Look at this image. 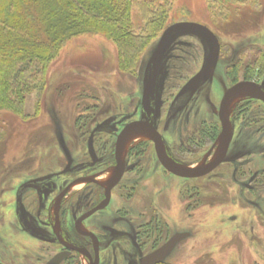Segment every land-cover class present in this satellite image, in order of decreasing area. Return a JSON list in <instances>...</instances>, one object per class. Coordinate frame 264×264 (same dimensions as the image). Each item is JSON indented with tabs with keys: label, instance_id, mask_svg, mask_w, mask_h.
<instances>
[{
	"label": "rangeland",
	"instance_id": "rangeland-1",
	"mask_svg": "<svg viewBox=\"0 0 264 264\" xmlns=\"http://www.w3.org/2000/svg\"><path fill=\"white\" fill-rule=\"evenodd\" d=\"M156 1L167 3V9L161 11L165 14L161 33L178 22L198 23L211 30L220 45L212 78L198 87L197 96L184 110L185 105H181L188 95L176 100L177 88L201 68L207 45L189 35L175 39L161 69V93L164 91L166 100L158 120L161 134L174 156H179L185 165L194 166L195 148H183L185 153L177 154L175 145L186 144L185 139L195 133L202 109L210 110L203 104L204 98L215 103L214 93L220 95L222 84L223 92L227 89L222 67L233 63L237 71L248 77L262 80L264 76V0ZM219 2H226V7ZM161 33L141 53L133 72L119 69L116 48L106 36L84 32L71 37L49 63L46 73L39 75L44 77V88L24 95L22 112L15 114L0 107V181L4 167L13 169L19 164L42 172L58 170L62 161L60 137L68 150L79 156L87 143V135L81 136L79 130L84 121L77 124L80 114L93 120L91 130L97 128L96 124L109 123L111 130L126 124L135 108L140 107L143 70ZM173 86L170 93L174 100L166 99L170 93L165 91ZM142 137L132 136L129 140L134 143L127 140L126 154L130 146L147 140ZM239 141L248 143L242 135ZM149 147L139 162L140 168L124 177L130 186L123 193L133 198L128 207L134 215L149 207L150 214L161 216V234L149 233L143 252H148L153 244L161 245L174 233L189 232L190 238L161 264H264V152L249 153L251 170L259 175L255 183L250 182V174L233 180L225 166L208 178L182 180L165 173ZM250 186L252 190L246 189ZM254 202L260 207L258 210L251 207ZM250 227L262 240L261 246L250 241ZM118 243L119 248L114 245L118 253L114 264H135L136 251L126 248L124 239ZM104 262L111 264L108 256Z\"/></svg>",
	"mask_w": 264,
	"mask_h": 264
},
{
	"label": "flooded vegetation",
	"instance_id": "flooded-vegetation-1",
	"mask_svg": "<svg viewBox=\"0 0 264 264\" xmlns=\"http://www.w3.org/2000/svg\"><path fill=\"white\" fill-rule=\"evenodd\" d=\"M235 66L228 63L221 69L223 82L228 83L226 90L239 82H250L260 86L264 92V76L262 80L254 76L246 77L245 73L237 71ZM187 81L188 79L177 88L175 95H178ZM174 87L165 92L170 93ZM222 87L223 84L220 86L219 96L214 93L215 99L217 98L215 103L209 98H204L203 104L210 110L207 112L203 108V114L198 115L200 120L195 133L185 139L186 144L175 145L177 154L185 153L183 148H195L194 166L185 165L179 156H174L170 144H167L161 134L158 120L161 119V110L166 100L163 99L164 91L160 95L159 115L154 127L162 139L165 153L173 162L187 168L208 167L199 177L183 178L168 172L159 162L154 144L145 139L146 141L130 146L127 154L124 147L123 173L113 186L110 185L117 164V141L121 131L130 123L144 121L141 99L140 107L135 108L132 118L119 129L114 127V130H111L108 128L109 123H105L96 124L97 128L91 130L93 120L82 117L83 114L78 115L77 124L79 120L84 121L79 123V130L81 136L87 135L86 146L79 151V156H75L68 150L66 141L60 137L62 161L56 171L42 172L37 168L22 167L25 164H19L13 169L4 167L0 181V264H104L107 256L110 263L114 264L118 261L116 247L119 248L118 241L122 239L127 244L126 248L136 251L138 257L135 264H141L144 257L161 248L173 236L186 234L165 257L164 262L191 234L174 233L161 245L153 244L150 250L144 253L143 250L148 246L149 233L161 234V216L159 213L150 214L149 207L134 215L131 207H128L133 198L123 194L130 186L126 184L128 180L124 177L140 168L139 162L151 145L159 166L165 173L178 179L208 178L220 167L225 166L231 171L233 180L247 174H250L249 178L252 179L250 182L259 180L258 172H252L248 158L252 150L264 152V103L261 100L244 98L229 106L228 123L231 137L223 157L214 162L219 152L222 131L219 111L226 92H223ZM198 91L199 89L191 96L186 93L176 98L178 100L188 95L186 103L181 105H185L182 110L190 106ZM169 98L174 100L172 93L166 99ZM170 106H173V103ZM214 109L217 112L215 117L212 113ZM178 110L182 112L180 108ZM106 131L111 134L103 133ZM241 135L245 136V142L248 143L239 141ZM132 160L134 162H131ZM247 188L252 190L251 186ZM251 204L256 210L260 208L256 202ZM249 235L250 241L255 245L263 244L255 235L253 227L249 228Z\"/></svg>",
	"mask_w": 264,
	"mask_h": 264
},
{
	"label": "trees",
	"instance_id": "trees-1",
	"mask_svg": "<svg viewBox=\"0 0 264 264\" xmlns=\"http://www.w3.org/2000/svg\"><path fill=\"white\" fill-rule=\"evenodd\" d=\"M166 5L156 0H0V107L22 112L24 95L44 88L39 75L71 37L84 32L109 38L119 69L133 72L164 29Z\"/></svg>",
	"mask_w": 264,
	"mask_h": 264
},
{
	"label": "water",
	"instance_id": "water-1",
	"mask_svg": "<svg viewBox=\"0 0 264 264\" xmlns=\"http://www.w3.org/2000/svg\"><path fill=\"white\" fill-rule=\"evenodd\" d=\"M186 35L197 37L203 41L207 45L208 50L201 68L184 84L177 97L185 95L186 93H189L191 96L201 84L211 79L214 74L218 62L220 45L218 39L211 30L198 23L178 22L168 26L161 33L142 74L141 113L144 121L141 120L130 123L121 131L117 141V164L114 169V174L112 175L113 181H111V186L119 180L123 173L122 153L127 140L132 136L138 137L140 135L151 141L154 144L159 162L173 175L183 178H194L203 175L208 169V167L205 166L204 168H187L173 162L166 155L162 139L154 127L156 117L159 115L162 66L167 59L168 51L174 40ZM244 98L258 99L264 103V92H262L260 86L250 82H239L226 90L220 105L219 117L221 120L222 131L220 134L219 152L214 162H218L221 157H223L231 137L228 123L229 106L233 102ZM185 237L186 234H177L173 236L161 248H158L144 257L141 260V264L162 263L174 246Z\"/></svg>",
	"mask_w": 264,
	"mask_h": 264
},
{
	"label": "bare ground",
	"instance_id": "bare-ground-1",
	"mask_svg": "<svg viewBox=\"0 0 264 264\" xmlns=\"http://www.w3.org/2000/svg\"><path fill=\"white\" fill-rule=\"evenodd\" d=\"M143 138V137H142ZM129 142H132L131 140H129Z\"/></svg>",
	"mask_w": 264,
	"mask_h": 264
}]
</instances>
